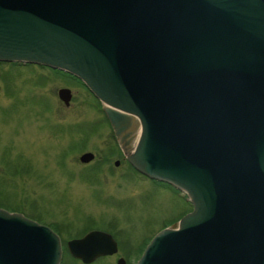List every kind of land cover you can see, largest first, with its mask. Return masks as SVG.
Returning <instances> with one entry per match:
<instances>
[{"label": "water", "instance_id": "95a60500", "mask_svg": "<svg viewBox=\"0 0 264 264\" xmlns=\"http://www.w3.org/2000/svg\"><path fill=\"white\" fill-rule=\"evenodd\" d=\"M0 62L79 79L132 167L187 197L136 264H264V0H0ZM67 249L119 252L99 230ZM63 254L53 229L0 208V264Z\"/></svg>", "mask_w": 264, "mask_h": 264}, {"label": "rangeland", "instance_id": "374dc122", "mask_svg": "<svg viewBox=\"0 0 264 264\" xmlns=\"http://www.w3.org/2000/svg\"><path fill=\"white\" fill-rule=\"evenodd\" d=\"M69 89L67 106L59 91ZM92 153L94 159L82 163ZM118 163V164H117ZM0 208L57 232L61 264H83L67 243L99 230L120 251L93 264H136L152 238L192 211L185 195L133 169L101 103L68 75L0 62Z\"/></svg>", "mask_w": 264, "mask_h": 264}, {"label": "bare ground", "instance_id": "6f19581e", "mask_svg": "<svg viewBox=\"0 0 264 264\" xmlns=\"http://www.w3.org/2000/svg\"><path fill=\"white\" fill-rule=\"evenodd\" d=\"M139 136H140V134H136V136L134 137V140H133V142H132V150L134 151L135 150V148H136V146H137V143H138V141H139Z\"/></svg>", "mask_w": 264, "mask_h": 264}, {"label": "flooded vegetation", "instance_id": "af4514ba", "mask_svg": "<svg viewBox=\"0 0 264 264\" xmlns=\"http://www.w3.org/2000/svg\"><path fill=\"white\" fill-rule=\"evenodd\" d=\"M12 64V63H11ZM13 65H24V64H13ZM24 66H27V65H24ZM35 66H37V65H35ZM37 67H42V66H37ZM43 68H46V67H43ZM49 69V68H48ZM134 169V168H133ZM135 170V169H134ZM119 244V243H118ZM119 251H120V246H119ZM116 256V255H115ZM111 257H113V256H111Z\"/></svg>", "mask_w": 264, "mask_h": 264}, {"label": "trees", "instance_id": "16d2710c", "mask_svg": "<svg viewBox=\"0 0 264 264\" xmlns=\"http://www.w3.org/2000/svg\"><path fill=\"white\" fill-rule=\"evenodd\" d=\"M75 79V78H74ZM77 80V79H76Z\"/></svg>", "mask_w": 264, "mask_h": 264}]
</instances>
